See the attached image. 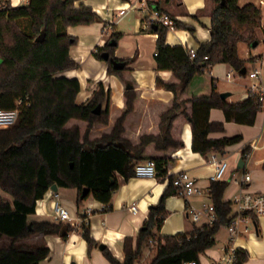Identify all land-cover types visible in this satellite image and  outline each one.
<instances>
[{
	"label": "trees",
	"instance_id": "obj_1",
	"mask_svg": "<svg viewBox=\"0 0 264 264\" xmlns=\"http://www.w3.org/2000/svg\"><path fill=\"white\" fill-rule=\"evenodd\" d=\"M83 1L28 0L13 7L9 0H2L0 110H17V118L12 126L0 129V236L9 240L0 244V264H39L48 256V247L18 242L37 234L59 235L65 240L73 230L67 223L28 219L52 185L76 189L78 205L83 188H88L84 199L92 196L108 211L119 186L117 175L124 180L134 177V165L147 160L154 162L157 180L167 177L168 185L159 202L150 207L135 239L124 238L123 260L107 248L102 255L109 264H140L144 251L151 250L153 257L145 264H197L199 256L214 245L218 229L229 221L232 205L223 200L228 182L209 184L208 197L217 217L213 225L161 237L158 232L167 216L164 202L175 193L167 166L173 161L172 154L183 147L181 129L186 123L192 133V151L202 155L223 153L227 146L241 141L239 135L208 138L209 133L223 130L221 122L209 120L212 108L220 109L226 122L253 125L260 110L257 94L229 103L214 89L206 96L190 95L188 86L214 65L227 64L240 74L247 63L257 61V57L242 59L238 44L257 42L262 11L253 3L240 7L238 0H224V4L211 0L209 39L199 44L193 57L182 46L166 44L168 28L148 27L146 31L157 35L156 71L169 74L166 79L156 75L155 87L173 94L168 103L140 96V87L126 68L130 60L114 57L122 34L111 25L108 42L98 46L93 55L103 60L106 53V73L123 85V106L118 107L111 101L110 89L101 82L86 103L77 104L79 81L57 76L79 67L69 53L77 38L68 29L100 21ZM182 28L187 25L175 21V29ZM111 59L124 66L115 68ZM98 105L101 109L96 114L93 111ZM83 227L81 235L89 255L96 241ZM151 239L155 243L151 244ZM248 257L246 250L237 248L233 264H245Z\"/></svg>",
	"mask_w": 264,
	"mask_h": 264
},
{
	"label": "crops",
	"instance_id": "obj_2",
	"mask_svg": "<svg viewBox=\"0 0 264 264\" xmlns=\"http://www.w3.org/2000/svg\"><path fill=\"white\" fill-rule=\"evenodd\" d=\"M9 1L11 6L14 7L28 0ZM130 1L84 0L83 3L92 8L100 17V21L89 26L68 29L69 34L77 38V43L69 51L70 57L79 66L77 69L71 70V75L80 83V92L77 97L84 91L82 102L78 103L76 97L77 104L86 103L95 90L97 83L101 82L106 89H110L112 103L118 107L123 106V85L116 77L106 73V61L99 60L93 55L98 46L105 45L109 40L111 29L107 28V25L104 26L105 23H112L111 25L114 26L115 31L122 34L114 51V57L121 60H130L126 68L130 70L132 78L139 85L140 96L146 100H155L163 103H168L172 99L173 94L171 92L155 87L156 75L163 79L169 77L168 73H157L156 71L154 52L157 35L151 34L141 27L140 19L136 12H129L120 19L114 18L116 9L124 7ZM149 2L167 12L175 21L187 25V28L169 30L166 35V44L182 46L188 51H194L199 44L208 41L209 15L212 8L211 0H149ZM246 3H253L257 8H261L264 11V0H238L240 7ZM126 19L131 29L123 27V22ZM260 41L264 43V22L258 31L256 45ZM247 52L249 55L247 59L257 57V61L262 60L264 64L263 54L251 56L250 49ZM247 65L245 74L236 73L239 77L247 76L246 71L249 69ZM228 68L231 67L227 64H217L209 72L197 76L189 84L188 94L206 96L211 93L212 89L218 93H224V91L218 90L216 77L218 72L224 71L227 74ZM205 81L208 84L207 89L205 88ZM226 81L228 80L226 79ZM228 82H233V79L231 78ZM249 84L243 85L246 87V91L241 93L238 101L248 98L247 87ZM228 93V97L224 100L229 103L238 102L231 101L232 93ZM209 120L223 124V130L209 133V139L241 136V141L235 144L240 152L239 154L246 147L250 150L249 157L243 159L244 166L242 169H244V172H248V168L263 170L264 156L258 160L253 159V157L254 152L264 147V110L260 109L258 111L251 126L226 122L223 112L216 108L210 109ZM181 140L183 147L172 154L173 161L167 166V174L174 175L182 171L187 172L197 180L201 193L192 195L187 199L176 195H171L165 199L164 206L167 216L158 232L161 237L173 236L178 233H189L194 228L204 226L207 220L202 217L199 221L194 222L191 219V206L199 207L201 203H210L208 188L211 182L210 178L214 173V166L211 164L208 154L202 155L192 151V133L187 123L182 126ZM228 147L225 148L223 153ZM241 176L234 178L240 179ZM229 178L232 181V177ZM117 180L119 186L112 194L108 211H104V205L96 201L92 196L83 199L81 204L78 205V192L76 189L57 188L56 190H48L43 198L36 202L35 214L28 217L30 221L46 220L55 222L51 210V202L53 199L55 200L53 194L58 195L57 200H60L72 215L90 207L92 212L88 216L86 227L96 244L89 255L86 241L83 239L81 232L74 228L65 240L59 235L37 234L26 240H20L18 243L29 245L45 244L49 249V254L39 264H109L103 257L102 250L98 248L100 244L104 245V248H107L114 257L122 261L124 238L131 237L135 239L148 216L150 207L159 202L168 185V181L140 177H131L124 180L119 175H117ZM248 189L251 192H264V186L253 179V177H251ZM223 200L227 201L224 198ZM131 204L137 206V212L134 214L128 210ZM217 232L214 236V245L199 256L197 264H218L223 249L229 244V236L228 233L221 234L219 230ZM8 241V239L4 240L5 243ZM234 243L236 248H241L248 252L249 257L245 264H264V226L261 227L259 219H256L253 229L248 234L241 235ZM152 257L153 252L145 250L142 262L147 260L145 262L147 263Z\"/></svg>",
	"mask_w": 264,
	"mask_h": 264
},
{
	"label": "built area",
	"instance_id": "obj_3",
	"mask_svg": "<svg viewBox=\"0 0 264 264\" xmlns=\"http://www.w3.org/2000/svg\"><path fill=\"white\" fill-rule=\"evenodd\" d=\"M5 8V5L0 0V10ZM263 11L261 8H259ZM136 12L140 19L141 27L147 30L151 25H161L169 30L175 29V19L169 14L159 10L155 5L151 4L149 0H131L126 3L124 7L117 8L115 19H120L126 16L129 12ZM264 22L262 16L261 24ZM108 24V23H107ZM112 24V23H111ZM111 24L106 27L111 29ZM107 31V30H106ZM190 56H194V51H190ZM264 56V53H263ZM206 59V58H205ZM260 67L254 68L251 71H246V75L251 80V83L247 87V96L250 94H257L260 102V109L264 110V64L262 60L257 61ZM232 78V71H228L226 79L230 81ZM17 118V110H0V129L12 126ZM250 155V150L241 153V158L246 159ZM211 164L214 166V173L211 176V181H223L224 174L227 169V161L223 157V153L211 152L208 154ZM134 177L140 178H152L157 179V172L153 161L147 160L139 162L134 165ZM164 180L169 182L166 177ZM231 180L240 187V192L234 196L230 201L232 207L235 210H231L229 215V221L224 228L229 236V244L223 249L222 256L218 264H233L235 259V240L243 234H248L251 230L250 225H254V217L264 218V192H251L246 191L249 188L251 176L249 172H244L240 179L231 178ZM172 187L175 189L174 195L187 199L188 197L200 194V188L197 180L191 177L187 172L182 171L172 175L170 180ZM55 200L51 202L52 216L55 222L67 223L72 228L82 232L83 226L88 223V216H90L92 209L87 207L86 209L72 215L70 211L58 201V195L53 194ZM131 213L137 212V206L131 204L128 207ZM202 217H205L206 224L208 226L213 225L216 220V214L213 205L210 203H201L199 207L191 206V219L194 222L199 221ZM155 241L150 240L153 244ZM183 264H196L193 261L184 262Z\"/></svg>",
	"mask_w": 264,
	"mask_h": 264
},
{
	"label": "rangeland",
	"instance_id": "obj_4",
	"mask_svg": "<svg viewBox=\"0 0 264 264\" xmlns=\"http://www.w3.org/2000/svg\"><path fill=\"white\" fill-rule=\"evenodd\" d=\"M262 16L264 17V11H262ZM25 22L26 21H23L22 25H24ZM123 27H126V28L129 27L131 29L130 24H127V19H126V21L123 22ZM248 49H250V51H251V56L262 55L264 53V43L262 41H260L255 47H251L245 43L238 44L239 56L241 58L247 59L249 57L248 52H247ZM247 64H248L247 66L249 68L248 71H251L254 68L260 67L259 63H254V64L253 63L252 64L247 63ZM228 71H232L233 82L229 83L228 81H226V78H225L226 73L224 71L218 72L217 77H216L217 78L216 82L218 83L217 88H218V90L232 93L230 99H231V101L236 102V101H238L241 93L246 91V87L243 85L251 83V80L249 78H247V76L239 77L238 74H236V72L231 68H228ZM57 76H62V77L68 78V79L75 78L71 75V71L61 72ZM205 84H206L205 88L207 89L208 84L206 83V81H205ZM83 92L84 91H82L80 93V95L77 97L78 103L83 101ZM239 153L240 152L237 148V145H235V144L229 146L227 148V150L225 151V153H223V157L227 161V169H226V172H225L224 178H223L224 180L228 181L230 179L229 177L233 178V177H237V176L239 177V176L243 175L244 169H237L238 159L241 156V154H239ZM263 156H264V147H262L259 151L257 150L256 152H254L253 159L258 160L260 158H263ZM254 169L255 168H253V169L248 168L247 171L250 173V175H251V177H253V179H255L257 182L261 183L262 186H264V169L263 170L262 169L254 170ZM246 191H250V190L248 189ZM239 192H240V187L237 184H235L233 181L229 180L227 188L225 189V191L223 193V198L225 200L232 201L234 196L237 195ZM233 210H235V207H232V211ZM257 219H259V223H260L261 227L264 226L263 225L264 224V218L258 217ZM250 227H251V229H253L252 225H250ZM218 230L221 234H227L224 226H221ZM5 239H6V237L0 236V244L5 243L4 242ZM146 261L147 260H145L143 262L140 261L141 262L140 264H145Z\"/></svg>",
	"mask_w": 264,
	"mask_h": 264
},
{
	"label": "water",
	"instance_id": "obj_5",
	"mask_svg": "<svg viewBox=\"0 0 264 264\" xmlns=\"http://www.w3.org/2000/svg\"><path fill=\"white\" fill-rule=\"evenodd\" d=\"M221 4H224V0L221 1ZM151 28H152V29H156V28H157V25L153 24V25H151ZM40 39H41V36H39V37L36 39V41H40ZM255 45H256V42L252 43L250 46H251V47H254ZM108 59H109L108 55H107L106 53H104V54H103V60H104V61H107ZM0 62H1V60H0ZM111 62L113 63V66H114L115 68H122V67L124 66L123 63H117V62L113 61L112 59H111ZM240 74H245V70L243 69V70L240 72ZM228 95H229L228 92L220 93V97H221V99H223V100L226 99V97H228ZM100 109H101V108H100V105H98V106H96V108L94 109L93 112L96 113V114H98V113L100 112ZM243 166H244L243 158H240L239 161H238V164H237V169H242ZM56 189H57L56 185H52V186L50 187V190H56ZM89 192H90V190H89L88 188H83V190H82V192H81V195H80V199L83 200V199L89 194ZM98 248H99L100 250H103V249H104V245L100 244V245L98 246Z\"/></svg>",
	"mask_w": 264,
	"mask_h": 264
}]
</instances>
